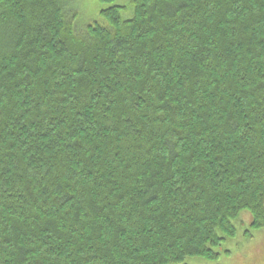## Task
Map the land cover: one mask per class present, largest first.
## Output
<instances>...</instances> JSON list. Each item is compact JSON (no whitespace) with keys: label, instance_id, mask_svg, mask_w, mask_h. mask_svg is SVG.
<instances>
[{"label":"trees","instance_id":"trees-1","mask_svg":"<svg viewBox=\"0 0 264 264\" xmlns=\"http://www.w3.org/2000/svg\"><path fill=\"white\" fill-rule=\"evenodd\" d=\"M70 1L0 0V264H221L264 229V0Z\"/></svg>","mask_w":264,"mask_h":264},{"label":"rangeland","instance_id":"rangeland-1","mask_svg":"<svg viewBox=\"0 0 264 264\" xmlns=\"http://www.w3.org/2000/svg\"><path fill=\"white\" fill-rule=\"evenodd\" d=\"M185 1H187L189 3V5H192V6H193V4L195 5L194 1H192V0H185ZM70 3L73 6H75V8L78 11L77 18H76V25L77 26L79 25L81 27V29H84L83 25L87 24V22L91 23V22L100 21L101 20L100 12L102 9H106V8H109L112 6H125V9L122 10V15L125 18L131 17L132 13H133V8L129 7L132 3V0H71ZM208 8L209 7H207V9ZM187 28H189V25L187 26ZM170 37H173V36L170 35ZM168 49H170V51H173L174 47L168 46ZM127 57H129V55H127L125 57V60H128ZM125 64L126 63H123L122 65H125ZM171 76L177 77L178 74L173 73V75H171ZM169 80H170V78H169ZM19 95L23 96L22 94H19ZM27 102H28V100L25 99V97L19 99L20 111H22V112L26 111L29 108V106H31V104L30 105L27 104L28 105L27 106L26 105ZM243 220L246 221V224L249 225V221L251 220V216L246 212L243 215ZM245 230H246V226L242 225V223H241L240 227L237 226L236 237L233 238V241H231V242L229 241L226 244V247L232 251V254L223 255L220 258V261L218 263L233 264L232 260H233L234 256H236L238 254L246 255V253H248V251L250 250V246L255 245L256 242H259L260 239L264 236V229L256 230V231H253L254 237L248 239L244 234ZM188 262L190 264H214L211 260L204 259L203 261H200L197 258L196 259L190 258L188 260Z\"/></svg>","mask_w":264,"mask_h":264}]
</instances>
